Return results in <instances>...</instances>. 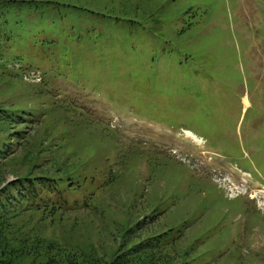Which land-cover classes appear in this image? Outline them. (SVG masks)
<instances>
[{
  "label": "rangeland",
  "instance_id": "rangeland-1",
  "mask_svg": "<svg viewBox=\"0 0 264 264\" xmlns=\"http://www.w3.org/2000/svg\"><path fill=\"white\" fill-rule=\"evenodd\" d=\"M48 1L54 23L15 31L31 66L0 99L46 102L112 142L91 174L120 168L122 183L72 215V243L106 256L150 216L141 236H160L173 264H264V0Z\"/></svg>",
  "mask_w": 264,
  "mask_h": 264
},
{
  "label": "trees",
  "instance_id": "trees-1",
  "mask_svg": "<svg viewBox=\"0 0 264 264\" xmlns=\"http://www.w3.org/2000/svg\"><path fill=\"white\" fill-rule=\"evenodd\" d=\"M49 3L0 0L1 95L7 88L18 86L22 74L31 66L24 62L25 56L13 51L19 43L15 31L36 18L54 23L50 15L55 7ZM12 61L20 63L21 69L11 68ZM30 85L33 97L46 99L51 94L38 84ZM12 101L0 99V264H173L175 258L163 251L160 236H141L150 216L128 227L106 256L89 245L72 243L77 228L75 222L68 225L72 215L95 204L99 190L122 183L120 168L115 169L111 179L91 174L92 159L100 143L112 142L87 128L92 121L83 123L70 118V127L65 126L67 122L54 115L57 111L44 108L46 102ZM107 166L112 168V161ZM32 222L41 226L28 230L26 224ZM47 227H65L67 237L58 241L46 236Z\"/></svg>",
  "mask_w": 264,
  "mask_h": 264
},
{
  "label": "bare ground",
  "instance_id": "bare-ground-1",
  "mask_svg": "<svg viewBox=\"0 0 264 264\" xmlns=\"http://www.w3.org/2000/svg\"><path fill=\"white\" fill-rule=\"evenodd\" d=\"M187 133H190V132H187ZM190 134H191V133H190ZM190 134H189V135H190ZM192 135H193V134H192ZM192 135H190V137H194V136H195V135H193V136H192ZM187 136H188V135H187ZM190 137H189V138H190ZM196 139H198V138H196ZM193 140H194V139H193ZM198 140H199V139H198Z\"/></svg>",
  "mask_w": 264,
  "mask_h": 264
}]
</instances>
